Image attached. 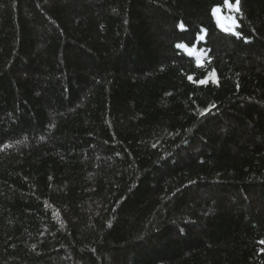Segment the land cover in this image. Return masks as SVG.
Returning a JSON list of instances; mask_svg holds the SVG:
<instances>
[{
    "label": "trees",
    "instance_id": "1",
    "mask_svg": "<svg viewBox=\"0 0 264 264\" xmlns=\"http://www.w3.org/2000/svg\"><path fill=\"white\" fill-rule=\"evenodd\" d=\"M239 7L0 0V264H264V0Z\"/></svg>",
    "mask_w": 264,
    "mask_h": 264
},
{
    "label": "snow or ice",
    "instance_id": "2",
    "mask_svg": "<svg viewBox=\"0 0 264 264\" xmlns=\"http://www.w3.org/2000/svg\"><path fill=\"white\" fill-rule=\"evenodd\" d=\"M239 4H240V0H235V3H232L231 0H225V7H227L228 9H230L232 11L239 12L240 11ZM220 11L221 10L219 8H213L211 14L216 19V23L218 24V26L221 28L222 31H224L226 33L232 32V28L227 26L223 22V19L220 16ZM232 23L234 24L235 21H232ZM197 66H202L201 61L199 59H197ZM188 79L190 81L193 80V78L191 76H189ZM199 83L203 84V83H205V81H200ZM260 243L264 244V240L260 241Z\"/></svg>",
    "mask_w": 264,
    "mask_h": 264
}]
</instances>
